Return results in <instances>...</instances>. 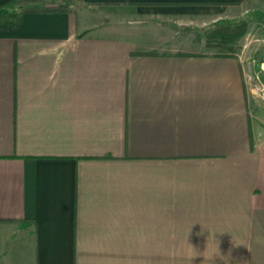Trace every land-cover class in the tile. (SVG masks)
I'll return each mask as SVG.
<instances>
[{
  "label": "crops",
  "instance_id": "crops-1",
  "mask_svg": "<svg viewBox=\"0 0 264 264\" xmlns=\"http://www.w3.org/2000/svg\"><path fill=\"white\" fill-rule=\"evenodd\" d=\"M78 1L134 18L0 21V264H264V114L187 32L246 0Z\"/></svg>",
  "mask_w": 264,
  "mask_h": 264
},
{
  "label": "rangeland",
  "instance_id": "rangeland-1",
  "mask_svg": "<svg viewBox=\"0 0 264 264\" xmlns=\"http://www.w3.org/2000/svg\"><path fill=\"white\" fill-rule=\"evenodd\" d=\"M22 1V0H21ZM20 1V2H21ZM54 10H65L70 12H82L86 8H91L95 14L102 16L104 22H109L112 17H119L116 14H123V19L134 18L127 15L120 6H112L108 4L85 5L78 0H42ZM20 2L13 6V10L18 12L21 10ZM240 13L235 18L219 20L211 27L205 28L197 33L188 32L189 37L204 38L206 43L207 35L211 32L218 22L238 23L244 21L246 23L245 33L239 38L234 45L235 54L242 60L245 66V87L248 100L249 111L264 114V0H246ZM120 11V12H119ZM118 12V13H117ZM113 15V16H112ZM119 19V18H118ZM215 52L217 49L215 48Z\"/></svg>",
  "mask_w": 264,
  "mask_h": 264
},
{
  "label": "trees",
  "instance_id": "trees-1",
  "mask_svg": "<svg viewBox=\"0 0 264 264\" xmlns=\"http://www.w3.org/2000/svg\"><path fill=\"white\" fill-rule=\"evenodd\" d=\"M21 0H7L0 3V21L9 19L15 11L13 6ZM246 23L218 22L214 29L207 35L206 45L217 49L218 55H235L234 45L239 38L245 33Z\"/></svg>",
  "mask_w": 264,
  "mask_h": 264
}]
</instances>
